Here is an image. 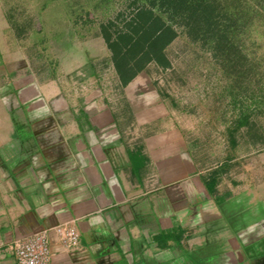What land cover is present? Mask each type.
I'll return each instance as SVG.
<instances>
[{
    "label": "crops",
    "instance_id": "obj_1",
    "mask_svg": "<svg viewBox=\"0 0 264 264\" xmlns=\"http://www.w3.org/2000/svg\"><path fill=\"white\" fill-rule=\"evenodd\" d=\"M15 52H0V264L40 232L49 264H264V151L235 155L227 127L220 151L194 141L145 76L42 75Z\"/></svg>",
    "mask_w": 264,
    "mask_h": 264
},
{
    "label": "rangeland",
    "instance_id": "obj_2",
    "mask_svg": "<svg viewBox=\"0 0 264 264\" xmlns=\"http://www.w3.org/2000/svg\"><path fill=\"white\" fill-rule=\"evenodd\" d=\"M75 1L0 0V52L6 58L10 50H17L18 63L44 67L45 73L40 70L42 75L56 74L62 65L64 73L75 77L89 67L100 66L105 82L117 80L124 84L112 62L104 33L115 36L137 27L136 13L151 9V1ZM183 1L171 4L191 5ZM198 1L203 4L199 8L206 12H195L200 17H195L198 24H194L193 30L186 21L194 17L188 19L183 6L182 11L172 14V10L152 7L171 26L175 37L163 50L167 64L143 61L142 70L134 78L145 76L158 97L167 98L168 110L191 131L194 141L201 143L204 135H208L220 151L221 130L227 127L228 139H232L229 149L235 155L240 152V157L252 163L251 159L264 151V0ZM66 5L75 12L69 10L63 14L60 8ZM193 12L194 8L192 16ZM56 14L64 15V19H56ZM40 18L46 36L36 32ZM214 29L218 30L219 43L212 38ZM34 35L37 42L33 40L32 48L27 51L28 41ZM39 36L44 39L40 44L45 47L38 44ZM26 51L31 61L27 60ZM130 65L132 71L137 70L138 65L133 61ZM59 74L60 79L65 78ZM187 107L189 112L184 109ZM241 120L242 124L233 130ZM237 146L239 150L235 149Z\"/></svg>",
    "mask_w": 264,
    "mask_h": 264
},
{
    "label": "trees",
    "instance_id": "obj_3",
    "mask_svg": "<svg viewBox=\"0 0 264 264\" xmlns=\"http://www.w3.org/2000/svg\"><path fill=\"white\" fill-rule=\"evenodd\" d=\"M48 2L53 1L54 3L59 2L60 0H47ZM79 0H76L75 2H78ZM151 1V6L153 8L159 9V10H163V11H171V14L174 11H182V6L183 9L185 11L186 16L190 18L194 17V19L192 21H186V24H190L192 25V30L194 29V24H198L197 22H195L194 20L196 16L200 17V14L197 13V15L195 14V12H199V13H205L206 10H204V8L201 10L199 7L202 4V1H198V0H185L187 2H189V4L191 5H173L171 3H175L174 0H148ZM183 1V2H185ZM206 1V0H203ZM204 5H206L204 3ZM46 6V5H45ZM44 6V8H45ZM78 6H76L77 8ZM151 7V9H147L145 11L141 10L140 12L136 13V16L138 15L137 18H139V23L136 26L137 27H133L132 30H130L129 32H121V33H115V36H112L111 33L105 31L104 33V41L107 45V48L110 52V56L112 59V62L114 64V67L116 68V72L119 76V78L121 79V81L124 84H127L129 81H131L134 76L136 75V73L140 70H142V65H144V63L148 62V61H156L162 65H166L167 64V60L165 59V55H164V48L173 40V38L175 37V33L174 30L171 28L170 25H168L165 21L162 20V18L158 15H156L154 13L153 8ZM194 8V12L192 16V9ZM62 11H64L63 14L68 13L69 10L74 9L73 7L69 8V5L63 6ZM67 11V12H65ZM73 11V10H72ZM70 12V11H69ZM75 11H73L74 13ZM201 14V15H202ZM173 16V15H172ZM58 17V19L62 20L64 19V15L63 16H59V15H55V18ZM185 18V17H183ZM57 19V18H56ZM198 21V20H196ZM58 22V21H57ZM62 22V21H61ZM38 29H37V33L44 35L45 33L47 34V32H45V30L43 29V23L41 21V18L38 20ZM198 26V25H196ZM195 26V27H196ZM213 35L212 38H214L215 40L217 39V33L218 30L214 29L212 31ZM220 35V33H219ZM218 35V36H219ZM35 36L34 35L31 39H29L28 41V46H27V51L30 50L31 45H33V40L34 43L37 42L35 41ZM46 36V35H44ZM43 36V37H44ZM200 37V35H198ZM38 42V44L41 47H45V44H40V41L44 40L41 39ZM198 38V37H195ZM41 41V42H42ZM215 43H219V41H214ZM29 48V49H28ZM26 51V52H27ZM33 51V50H32ZM40 51V50H39ZM102 54V53H101ZM100 54V55H101ZM29 56V58H28ZM30 54L27 52L26 58L27 60L31 61L30 58ZM144 58V59H143ZM132 61L134 62V65H138L137 70L132 71L131 69V65ZM144 63L142 64L141 62ZM51 64H49L50 66L52 65V62H49ZM129 67V68H128ZM52 68H54V65H52ZM243 120L241 121H237L235 123V126L233 128V130H237V128L242 124ZM232 142V139H231Z\"/></svg>",
    "mask_w": 264,
    "mask_h": 264
},
{
    "label": "built area",
    "instance_id": "obj_4",
    "mask_svg": "<svg viewBox=\"0 0 264 264\" xmlns=\"http://www.w3.org/2000/svg\"><path fill=\"white\" fill-rule=\"evenodd\" d=\"M60 242L64 246L75 247L78 235L72 228L57 229ZM16 264H49V239L45 232L17 239L12 243Z\"/></svg>",
    "mask_w": 264,
    "mask_h": 264
}]
</instances>
